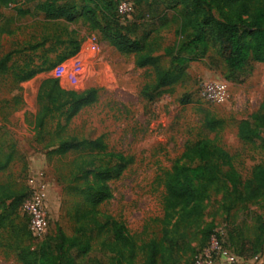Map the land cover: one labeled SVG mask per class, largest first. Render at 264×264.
I'll return each mask as SVG.
<instances>
[{"label":"rangeland","instance_id":"374dc122","mask_svg":"<svg viewBox=\"0 0 264 264\" xmlns=\"http://www.w3.org/2000/svg\"><path fill=\"white\" fill-rule=\"evenodd\" d=\"M23 1L0 6V59L11 56L10 69L0 74V158L12 156L7 169L0 171V264H23L21 256L37 250L58 227L73 236L81 207L91 208L83 194L88 184L77 162L87 151L60 154L61 132L87 140L101 137L107 151L134 158L121 176L108 182L112 197L97 206V215L123 223L137 248L162 238L159 219L164 217L165 177L175 166L184 165L187 147L211 139L232 155L234 168L245 180L256 166L264 165L260 142L243 143L238 138L240 121L258 112L264 102V65H256L243 83H233L225 79V64L217 67L212 61L218 57L210 50L203 61L190 63L181 82L148 101L142 92L155 81L152 68L136 67L133 55L118 52L88 20L72 24L46 20L34 11V1L27 3L31 14L20 16L17 10ZM132 7L134 0H123L124 10ZM183 13L182 6L171 9L169 19L153 27L150 43L163 68L170 66L165 48L186 41L178 34ZM65 26L76 30L80 52L51 71L18 82L17 74L43 62V49L54 44L57 36L66 38ZM45 38L49 42L39 46ZM60 52H50L48 58L55 60ZM50 77L59 78L66 89H97L98 98L65 130L58 128L59 119L54 118L40 132L34 124L37 93L41 82ZM208 82L225 84L222 99L203 97ZM209 121L216 123L214 131ZM32 198L43 204L45 233L33 227L24 207ZM261 221L264 199L234 204L222 194H212L204 202L200 224L185 230L180 240L179 264H264V246L253 259L238 256L241 242L255 237ZM92 240L90 263L116 264L115 255L103 250L97 238ZM134 264H144L139 249Z\"/></svg>","mask_w":264,"mask_h":264},{"label":"trees","instance_id":"16d2710c","mask_svg":"<svg viewBox=\"0 0 264 264\" xmlns=\"http://www.w3.org/2000/svg\"><path fill=\"white\" fill-rule=\"evenodd\" d=\"M21 0H0L9 7ZM23 1V0H22ZM34 1V11L46 20L72 24L88 20L99 29L114 48L125 55H133L138 68H152L155 81L143 89V97L155 101L164 89L181 82L192 62L203 61L210 50L218 58L212 61L227 69L226 81L243 83L259 63L264 64V0H134L132 11L123 8V0H24L17 10L20 16L31 14L28 2ZM182 6L178 34L186 41L165 48L170 58L169 68H163L154 55L150 38L153 27L166 22L168 12ZM135 10V11H134ZM66 38L59 35L55 43L44 48L43 62L17 74L18 82H25L37 74L48 72L81 50L76 30L63 27ZM45 38L39 46L46 45ZM55 60L48 53H57ZM11 56L0 59V74L8 72ZM98 98L97 89L77 91L63 88L60 79H44L37 93L38 112L35 128L43 132L48 121L59 119L58 128L65 130L86 106ZM214 131L216 123L209 121ZM60 154L87 151L77 162L88 188L83 191L89 210L81 207L73 236L58 227L57 233L47 236L35 251L21 256L23 264H91L87 258L92 239L97 238L103 250L114 254L116 264H134L137 249L144 254V264H179L178 248L185 230L200 224L204 202L212 194H222L234 204L252 203L264 199V165L254 168L250 179H243L234 168L232 155L211 139H202L186 148L182 154L184 165L175 166L165 177L164 217L162 238L144 242L139 248L127 234L123 223L111 216H98L97 206L112 197L108 182L134 162L133 157L107 151L103 138L80 139L59 133ZM264 102L258 112L240 121V142L260 145L264 151ZM12 156L0 158V171L7 169ZM93 176L91 180L90 177ZM173 221V222H172ZM264 246V222L258 223L255 237L241 242L238 256L255 258Z\"/></svg>","mask_w":264,"mask_h":264},{"label":"built area","instance_id":"2783aa9c","mask_svg":"<svg viewBox=\"0 0 264 264\" xmlns=\"http://www.w3.org/2000/svg\"><path fill=\"white\" fill-rule=\"evenodd\" d=\"M225 84L219 82H208L204 84L203 97L208 100H219L224 97ZM24 207L32 218V224L40 233L46 232V213L40 199L32 198L28 200Z\"/></svg>","mask_w":264,"mask_h":264},{"label":"crops","instance_id":"0c3cea01","mask_svg":"<svg viewBox=\"0 0 264 264\" xmlns=\"http://www.w3.org/2000/svg\"><path fill=\"white\" fill-rule=\"evenodd\" d=\"M257 65H264L263 63H259V64H257Z\"/></svg>","mask_w":264,"mask_h":264}]
</instances>
